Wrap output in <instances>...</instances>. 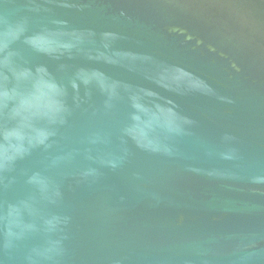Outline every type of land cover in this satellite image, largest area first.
Returning <instances> with one entry per match:
<instances>
[{
  "label": "water",
  "instance_id": "1",
  "mask_svg": "<svg viewBox=\"0 0 264 264\" xmlns=\"http://www.w3.org/2000/svg\"><path fill=\"white\" fill-rule=\"evenodd\" d=\"M0 264H264V0H0Z\"/></svg>",
  "mask_w": 264,
  "mask_h": 264
}]
</instances>
